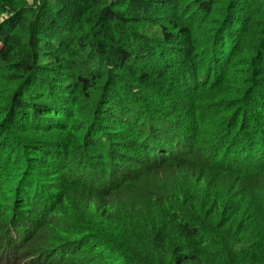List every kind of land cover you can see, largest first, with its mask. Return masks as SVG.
Segmentation results:
<instances>
[{"label": "trees", "instance_id": "obj_1", "mask_svg": "<svg viewBox=\"0 0 264 264\" xmlns=\"http://www.w3.org/2000/svg\"><path fill=\"white\" fill-rule=\"evenodd\" d=\"M0 264H264V0H0Z\"/></svg>", "mask_w": 264, "mask_h": 264}, {"label": "rangeland", "instance_id": "obj_2", "mask_svg": "<svg viewBox=\"0 0 264 264\" xmlns=\"http://www.w3.org/2000/svg\"><path fill=\"white\" fill-rule=\"evenodd\" d=\"M4 18H5V17H4V16H2V17L0 18V20H1V19H4Z\"/></svg>", "mask_w": 264, "mask_h": 264}]
</instances>
